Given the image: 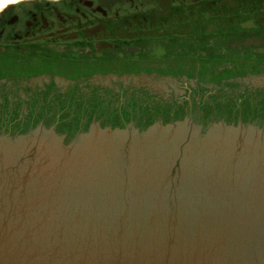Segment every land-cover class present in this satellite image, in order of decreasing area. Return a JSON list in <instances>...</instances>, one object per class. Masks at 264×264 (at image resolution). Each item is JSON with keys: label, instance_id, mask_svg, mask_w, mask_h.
<instances>
[{"label": "flooded vegetation", "instance_id": "1", "mask_svg": "<svg viewBox=\"0 0 264 264\" xmlns=\"http://www.w3.org/2000/svg\"><path fill=\"white\" fill-rule=\"evenodd\" d=\"M3 10L0 62L31 67L38 81L29 74L27 89L61 82L50 71L53 64L102 70L123 93L186 94L172 82L167 91L161 86L167 72L208 85L209 94L258 93L264 86V0H25ZM217 68L219 83L200 81ZM257 170L248 177L263 185ZM243 179L230 174L203 183L198 176L197 197L229 201ZM245 243L246 251L260 253L263 234Z\"/></svg>", "mask_w": 264, "mask_h": 264}, {"label": "water", "instance_id": "2", "mask_svg": "<svg viewBox=\"0 0 264 264\" xmlns=\"http://www.w3.org/2000/svg\"><path fill=\"white\" fill-rule=\"evenodd\" d=\"M228 124L234 126L235 123ZM252 127L264 135L263 130ZM40 157H47L45 149L40 150ZM59 164L62 163L54 167ZM13 168L0 163V179H19L12 174ZM85 176L84 173L74 176L73 184L66 185V194L68 197L81 195L87 201L92 199L94 207H100L99 212L86 211L73 197L57 207L53 191L55 179H50L42 189L21 192L24 203L21 220L12 221L9 213L0 216V264H203L204 248L214 254L219 252L212 237L197 246L199 242L195 243L194 236H189L191 244L186 246L172 232L166 234V243L133 244L141 231L163 224L166 218L178 212L180 216L189 217L186 207L179 206L174 195L169 198L165 190L156 188L152 181L132 190L125 198L123 194L120 197L116 187L98 185L99 177L84 184ZM145 177V174L140 175L142 183ZM38 179L41 180V176ZM20 183L24 185L25 181L20 180ZM2 207L0 204V209ZM175 221L168 218L169 223ZM138 224H141L139 228ZM128 225L138 229L130 238L126 237Z\"/></svg>", "mask_w": 264, "mask_h": 264}, {"label": "rangeland", "instance_id": "3", "mask_svg": "<svg viewBox=\"0 0 264 264\" xmlns=\"http://www.w3.org/2000/svg\"><path fill=\"white\" fill-rule=\"evenodd\" d=\"M221 79L222 75L218 74L216 71L211 74V79L202 80V82L206 84L209 82L218 83L221 81ZM167 81L170 82L169 79H167ZM77 88L80 89L79 87ZM6 89L7 88L4 84L0 85V98L2 100L0 102V130L1 123H4L5 126L9 127L11 124H13V126H19L24 125L25 123L37 124L41 121L45 123H52L55 121V123H59V126H57L58 131L65 130L68 126H70V129L73 128V130L80 131L84 128L83 123L92 118V116L88 114V110L87 108H85L84 102H80V100L75 99L69 95H56V92L53 89H49L46 94V96L50 95L53 98L57 99V101H55L56 105H50V111H39V109L43 108L41 101L27 102L25 103V105H21V107H17L15 101L6 102V98L11 94V91H6ZM210 89L211 88L208 85H201L194 95H190L191 97H193L194 108H200L202 110V114L204 113L203 118L207 117L208 122L213 118H216L223 119L224 121L227 120L228 123L235 120L232 123H236L238 119L245 118L247 120H250L249 122H247L249 123V125H252L264 131V89H262V91L258 93L261 96L259 97L261 101H251L249 104L244 102H237L240 100L238 99V97H242V95H221L220 98L215 99L214 97H211V95H208ZM118 97L119 96H117L113 102H115ZM233 97H235V99ZM100 103H102L105 107L102 110V118L106 120L108 118L107 111L109 110L110 106H107L105 104V100L103 97L101 98ZM74 105H77L79 108L77 110L70 111L69 108L73 107ZM151 107L154 110V113L149 116L150 121L155 123L159 120H162L164 117L162 110L159 109V106L157 104H154L151 105ZM223 110L225 113L224 115H221L223 113ZM186 111L187 110L182 111V113H180L176 119L182 120ZM37 112H41V114H37ZM127 113L134 115L135 119L144 118V116H141L143 113V111L141 110ZM74 114L76 115L73 118L72 122V117L74 116ZM100 121L102 122V120ZM170 122L174 121L170 120ZM145 127L146 124L143 123L142 128Z\"/></svg>", "mask_w": 264, "mask_h": 264}, {"label": "bare ground", "instance_id": "4", "mask_svg": "<svg viewBox=\"0 0 264 264\" xmlns=\"http://www.w3.org/2000/svg\"><path fill=\"white\" fill-rule=\"evenodd\" d=\"M19 0H0V11L2 8H4L7 4L12 2H17Z\"/></svg>", "mask_w": 264, "mask_h": 264}]
</instances>
